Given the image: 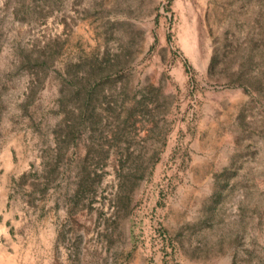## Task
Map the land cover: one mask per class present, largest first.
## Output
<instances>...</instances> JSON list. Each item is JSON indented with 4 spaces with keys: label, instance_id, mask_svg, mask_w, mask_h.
<instances>
[{
    "label": "rangeland",
    "instance_id": "obj_1",
    "mask_svg": "<svg viewBox=\"0 0 264 264\" xmlns=\"http://www.w3.org/2000/svg\"><path fill=\"white\" fill-rule=\"evenodd\" d=\"M47 239L264 264V0H0V264Z\"/></svg>",
    "mask_w": 264,
    "mask_h": 264
},
{
    "label": "crops",
    "instance_id": "obj_2",
    "mask_svg": "<svg viewBox=\"0 0 264 264\" xmlns=\"http://www.w3.org/2000/svg\"><path fill=\"white\" fill-rule=\"evenodd\" d=\"M43 231H44L46 234L50 233V234H51V239H52V230L50 229V227H48V226H45V227H39V235H40ZM35 239H36V238H35ZM51 242H52V241H48V239H47V240L45 241V243H46V248H44V250H42L40 247H38V249H37V252L45 253V257L38 256V254H37V255H35V258L32 257V258L30 259L29 262H25V263H23V261H20L19 264H51V259H49L48 256H47V251H48L47 246H48V244H51ZM7 254H8V253H7ZM19 255H21V254H19ZM9 256H11V255L9 254ZM31 256H34V255H31ZM3 262H4V261H3ZM5 264H6V262H5Z\"/></svg>",
    "mask_w": 264,
    "mask_h": 264
}]
</instances>
